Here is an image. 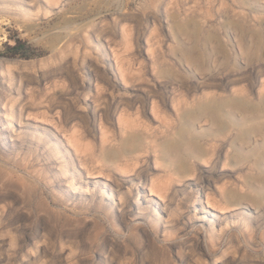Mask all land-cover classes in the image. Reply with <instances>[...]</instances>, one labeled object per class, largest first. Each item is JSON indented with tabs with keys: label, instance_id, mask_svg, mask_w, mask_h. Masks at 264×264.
Segmentation results:
<instances>
[{
	"label": "rangeland",
	"instance_id": "rangeland-1",
	"mask_svg": "<svg viewBox=\"0 0 264 264\" xmlns=\"http://www.w3.org/2000/svg\"><path fill=\"white\" fill-rule=\"evenodd\" d=\"M260 4L264 9V0ZM259 11L254 0H0V118H5L3 111H6L18 130L32 132L36 126L43 132L40 137H50L49 149L34 140L0 151V189L9 187L14 196L11 210H7L10 225L6 229L0 225V264H42V260H47L46 264H69L68 259L73 264H97L103 247L109 258L115 256L121 264H214L216 257H219L217 264H264V189L260 191L263 210H256L245 198L237 206L224 201L229 189L236 196L253 193L242 182L254 172L251 158L239 169L223 166L221 160L213 170L208 160L192 159L193 174L169 181L171 185L165 186L168 190H161L166 192L164 195L149 189L152 180L161 184L166 179L168 163L161 159L159 146L140 153L145 160L137 162L133 171L107 162L106 168L94 173L93 178L78 158L96 153L100 160L102 139L108 138L106 144L119 143L121 107L101 120L102 109L96 115L97 90L144 99L145 118L155 130L165 129L157 116L151 121L147 115H154L153 97L159 100L164 92L173 96L176 82L169 77L186 73L188 63L179 56L174 20L201 25V34L216 29L227 40L232 30L226 31L225 26L237 22L255 26ZM16 38L25 42L33 54L28 57L12 54L9 47ZM180 41L186 42L187 38L182 36ZM200 47L209 50L211 43ZM233 48L237 50L236 46ZM204 58L220 81L224 71L221 54H206ZM102 71H112L114 82L97 78V72ZM121 74L133 80L126 83ZM263 81L264 69L259 78L248 82L257 92ZM166 82L167 88L162 87ZM202 84L198 96L215 88L210 82ZM75 88L72 96L66 94ZM88 89L90 94L85 102L84 93ZM137 104L130 107V112L136 111ZM168 105L171 107L170 101ZM106 128L109 133L103 136ZM157 137L160 142L162 136ZM56 144L60 152L54 148ZM44 156H52L50 163L43 160ZM63 167L68 173L61 175ZM223 169L232 177H223ZM140 170L146 178L143 187L147 200L151 198L158 204L150 203L161 217L158 228L146 221L151 218L150 209L140 210L145 215L138 216L133 204L134 190L131 195L127 193L130 209L118 214L116 221L121 229L118 233L103 214L94 210L77 217L65 212L62 204H53L50 214L37 205L42 198L51 201L49 188L61 196L67 187L65 182L71 180L70 173L75 184L87 182L93 189V181H114L118 173L128 177ZM26 171L32 172L31 180H18L16 174ZM46 175L51 184H47ZM230 178H235L236 183H229ZM13 182L18 187L11 186ZM126 187L122 190L126 191ZM256 188L259 189L258 184ZM40 191L45 192L44 196ZM142 195L139 203L143 207L146 198ZM193 205L197 207L196 213ZM201 205L204 211L200 210ZM203 216L202 221L195 219ZM225 223L227 226L221 233ZM165 226L171 228L165 230ZM19 227L39 241L32 251L34 257H41L39 261H28L30 248L19 250L16 242L23 237Z\"/></svg>",
	"mask_w": 264,
	"mask_h": 264
},
{
	"label": "bare ground",
	"instance_id": "bare-ground-1",
	"mask_svg": "<svg viewBox=\"0 0 264 264\" xmlns=\"http://www.w3.org/2000/svg\"><path fill=\"white\" fill-rule=\"evenodd\" d=\"M260 1L254 0L257 7H260V16L255 26L244 22L225 26L226 31L232 30L231 36H228L227 40L222 39L216 29L215 31L201 34V25L189 23L188 21L174 20L176 41L179 45V56L184 58L188 63H184L186 73H174L173 77H169L171 81L175 80L176 82L174 86L177 88L174 90L173 96L164 92L160 93L159 100H155L153 97L151 110L154 115H147L151 121L156 120L155 116H157L159 122L165 128H163L164 130L160 132L155 130L148 119L145 118L144 99H131L132 97L130 98L125 94L116 95L114 92L96 91V115L102 109L99 116L101 120L102 116H107L111 110L114 109L116 111L119 107H121L123 117L119 118V143L117 145L111 142L106 144L108 138L106 140L102 139L98 156L100 160L96 158V153L88 155L89 157H86L87 154L79 155L80 163L85 166L86 173L91 178L95 177L94 173L106 168L107 165L105 163L107 162L133 171L137 162L145 160L140 157V153L146 152L148 149L155 148L156 146L161 147V159L168 164L166 166V179H164L165 177L161 178L164 179L163 184L161 183L162 186L159 180H156L158 181L156 182L151 179L149 188L151 192L166 191L168 189L165 186L171 185L169 181L193 174L191 173L192 159L208 160L211 162L213 170L216 169L221 160H223V166L228 165L229 167L239 169L241 164L248 158H251L254 172L245 176L242 182L253 189L254 194L247 193L236 196V193L229 189V194H226L224 201L227 204L237 206L243 202L241 198H245L246 201H251L255 205L256 210L258 208L263 210L261 204L263 197L260 191L264 189V81L257 92L253 91V86L248 82L254 78H259L264 69V16H262L264 15V9ZM176 17L177 15H173V18ZM182 36L187 38L186 42L180 41ZM206 43H211V49L205 50V48L200 47V45L202 46ZM233 46H236L237 50H234ZM218 53L221 54L224 65L223 76L219 78L220 81L216 80V76L214 77L216 72L210 70V62L204 60L206 54L210 56ZM255 68H257L256 71ZM97 73V78L101 77L109 82H114L112 71ZM121 78L124 82L133 80L132 77L123 74H121ZM244 81H247L249 84L244 83ZM209 82L215 88L207 90L198 96L199 85ZM168 84L166 82L161 86L167 88ZM123 86L126 87L125 85ZM76 89L68 90L66 94L72 96L77 91ZM89 91L90 89L84 93L85 102L90 94ZM93 95H90V98L94 97ZM169 101L171 107L168 105ZM136 103H138V106L136 105L138 108L134 113L130 112V107ZM3 112L5 118H0V124L1 126L3 125L0 128V151L7 150L9 147L23 146L25 142L30 144L34 140L43 144L46 149H49L50 137H40L43 132L38 127L33 126L32 132L26 130L20 131L18 128H15L9 113ZM19 115L21 116V112ZM19 121L21 120L18 119ZM108 131L107 128L105 131L103 130V136H107ZM35 133L38 135H35ZM3 135L6 137L4 138ZM158 135L162 136L160 142L158 141ZM53 146L60 152L57 144ZM29 148L34 150L31 146ZM17 155L18 153L14 156ZM51 157L44 156L43 160L50 163L48 160ZM24 161L29 162L30 159L24 158ZM60 172L61 175H64L68 173V170H64L63 167ZM31 173V171H26V174L16 175L18 176V180L24 182L31 180ZM222 173L223 177H232L226 169H223ZM79 176L82 177V172ZM46 177L49 179L47 184H51V178L47 175ZM70 177L71 180L65 182L67 185L60 182L61 185L67 186L66 189L61 191L65 198H62V194L59 196L58 193H55L53 188H49L48 194L51 196V201H48L47 198H42L43 200L37 201V205L50 214L53 204L56 206L62 204L65 212H69L70 215L72 214L77 217L94 210V212L103 214L109 220L112 228L118 233L120 229L116 221L117 217H119L118 214H124L127 208L130 209L131 205L127 193L131 195L134 190L135 200L133 204L136 206L138 216L142 217L145 215L140 210L147 209L148 211L150 209L151 215L149 214L148 216H151V218L146 221L155 223L157 228L159 222L162 224L161 217L157 214L156 206L158 204L153 202L151 198H148V200L146 198V190L143 187L147 184L144 171H135L132 176L128 175V177H124V175L118 173L117 178L109 182L93 181V189L88 187L87 182L75 184L74 175L71 173ZM227 181L232 184L236 183L235 178H230ZM15 183L13 182L10 185L18 187L17 182ZM224 184L228 183L225 182ZM255 184L259 185V189L256 188ZM125 186H127L126 191H123L122 189ZM205 187L201 186L203 189ZM8 188L0 189V225L4 229L10 225L7 210H11V204L14 202L12 191ZM199 189L196 190V193H198ZM43 193L45 194L44 191H40L41 196ZM165 193L162 194L164 195ZM140 194H143L142 196L146 198V206L142 207L139 203ZM150 203L156 206H150ZM164 208L166 209L165 203L163 204ZM203 209L204 206L201 205L200 210L204 211ZM194 211L195 213L198 211L196 206H194ZM195 219L202 221L204 220V216ZM224 220L226 221V218ZM169 221L173 224L172 220ZM209 221L210 225L214 226V222ZM12 223H15V221H12ZM194 224L191 223L192 226ZM226 226L227 224L225 223L221 228V233H223V228H226ZM164 228L165 230H169L171 227L165 226ZM19 230L23 234V237L16 242L19 250L25 247L30 248L29 253L31 252V258L28 261H39L41 257H34L32 253L33 247L37 248L39 241L36 237L26 234L24 228L19 227ZM209 231L213 235V232ZM111 243L115 244L113 240H111ZM103 249L105 248L103 247ZM103 249V253L99 255V258L97 257V264H121L115 256L113 259L109 258L108 250L105 249L103 251ZM218 258H214V264H217ZM68 260L69 264H71V259ZM46 262L47 260H42V264H46Z\"/></svg>",
	"mask_w": 264,
	"mask_h": 264
},
{
	"label": "trees",
	"instance_id": "trees-1",
	"mask_svg": "<svg viewBox=\"0 0 264 264\" xmlns=\"http://www.w3.org/2000/svg\"><path fill=\"white\" fill-rule=\"evenodd\" d=\"M9 50L12 54H21L22 56H30L33 54V50L30 49L25 42H22L20 39H15V44L9 47Z\"/></svg>",
	"mask_w": 264,
	"mask_h": 264
}]
</instances>
